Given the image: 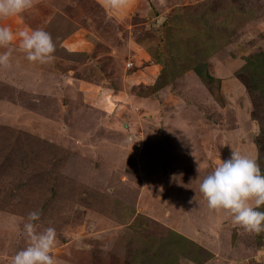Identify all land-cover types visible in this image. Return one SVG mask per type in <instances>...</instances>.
Returning <instances> with one entry per match:
<instances>
[{
    "label": "rangeland",
    "instance_id": "374dc122",
    "mask_svg": "<svg viewBox=\"0 0 264 264\" xmlns=\"http://www.w3.org/2000/svg\"><path fill=\"white\" fill-rule=\"evenodd\" d=\"M97 8L38 21L50 62L28 61L17 39L0 68V264L28 246L37 210L60 264H264V232L230 224L199 190L232 151L264 173V0ZM19 16L0 26L29 30L36 17ZM237 238L251 249H226Z\"/></svg>",
    "mask_w": 264,
    "mask_h": 264
},
{
    "label": "clouds",
    "instance_id": "9594fccd",
    "mask_svg": "<svg viewBox=\"0 0 264 264\" xmlns=\"http://www.w3.org/2000/svg\"><path fill=\"white\" fill-rule=\"evenodd\" d=\"M111 8H119L125 0H106ZM35 0H0V20L19 16L34 7ZM19 39V50L28 61L48 63L54 59L56 46L51 35L44 30H21L14 33L0 26V68L11 66V45ZM199 179V177H198ZM200 193L210 209L224 211L232 222L248 232H264V173L256 159L232 151L230 159L218 161L199 186ZM24 226L29 244L12 257L11 264H60L53 253L57 242L56 230L48 227L38 231L36 222L40 212L32 211Z\"/></svg>",
    "mask_w": 264,
    "mask_h": 264
},
{
    "label": "crops",
    "instance_id": "0c3cea01",
    "mask_svg": "<svg viewBox=\"0 0 264 264\" xmlns=\"http://www.w3.org/2000/svg\"><path fill=\"white\" fill-rule=\"evenodd\" d=\"M58 2L59 3H55L54 0H35L34 7L31 10L27 11L26 14L24 13L21 15L22 17H36V18L28 19L27 27L30 26L29 30H38V25H37L38 21H44V19L50 20L52 17H58L59 15L62 17H75V19H81V17H85V14H84L85 11L92 7H95V8L98 7L104 10V7L108 6L106 0H58ZM66 5L68 6V9L64 10V7H66ZM37 6H41V7L38 8ZM17 17H20V16L11 17L8 19H11V21L15 22L14 19H16ZM49 20L47 21V23L49 22ZM1 21L7 22L5 20H0V22ZM74 21H75V24L77 23L78 26L81 27L82 29L81 21H77V20H74ZM35 26H36V29L34 28ZM80 31L82 30H79V31L73 32V34H70L71 35L70 39L72 37L75 38L76 36H78V33L80 36V33H81ZM16 32L18 33L19 31L17 30ZM219 220L221 221V218H219ZM229 221H230V218H229ZM231 223L233 222L230 221V224ZM226 228H228V226ZM180 233L185 236V234L182 231H180ZM188 239L194 240L195 238L190 236ZM237 241L234 243V248H232V247H228V240H227V243L225 244L226 249L245 250L247 252L251 249V244L249 243H245L247 245L243 244L242 238H239V239L237 238ZM255 253H256L255 254L256 256L257 255L260 256L264 254V250H256ZM228 255H229L228 257L232 258L234 261V263L232 264H246L245 261L248 257L247 254L246 255L237 254V256L230 255V254Z\"/></svg>",
    "mask_w": 264,
    "mask_h": 264
},
{
    "label": "trees",
    "instance_id": "16d2710c",
    "mask_svg": "<svg viewBox=\"0 0 264 264\" xmlns=\"http://www.w3.org/2000/svg\"><path fill=\"white\" fill-rule=\"evenodd\" d=\"M68 36H69V34H68ZM259 56L260 57H264V53L259 54L258 57ZM260 61L264 62V58H261ZM246 66L247 67L250 66L252 68H256L259 65L257 64V59L256 58H247L246 59ZM194 73L196 74V76L198 78H200L203 82H205L207 84H212L213 82H215V79L210 75V73H209V71H208V69H207V67L205 65H202L201 67L195 68L194 69Z\"/></svg>",
    "mask_w": 264,
    "mask_h": 264
}]
</instances>
